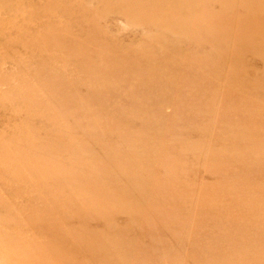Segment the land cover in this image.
Masks as SVG:
<instances>
[{"label": "rangeland", "instance_id": "1", "mask_svg": "<svg viewBox=\"0 0 264 264\" xmlns=\"http://www.w3.org/2000/svg\"><path fill=\"white\" fill-rule=\"evenodd\" d=\"M0 264H264V0H0Z\"/></svg>", "mask_w": 264, "mask_h": 264}]
</instances>
